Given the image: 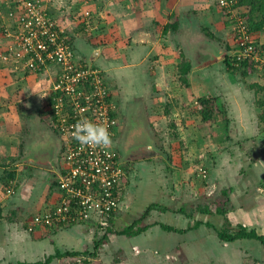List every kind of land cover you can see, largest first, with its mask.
I'll return each instance as SVG.
<instances>
[{
    "label": "crops",
    "instance_id": "1",
    "mask_svg": "<svg viewBox=\"0 0 264 264\" xmlns=\"http://www.w3.org/2000/svg\"><path fill=\"white\" fill-rule=\"evenodd\" d=\"M98 2V0H62L61 4L54 2L49 9L53 11L52 14L59 15L58 9L61 8L64 15L68 16L71 21L78 23L81 32L78 33L80 40L76 39L77 45L75 44L77 54L83 59L85 57L91 59V64L101 68L108 77L107 83L111 91V100L115 113L120 119L114 146L116 144L120 145L124 151L123 155L118 153L120 164L126 171L125 182H123L128 185L124 194L126 200L130 199V202L127 200V209L132 207L131 202L134 203V199H137L136 193L131 189L130 182L132 184V179H134L136 189H139V184H145L147 190L154 192V195H151L152 197L147 198L150 203L145 202L146 209H144V205H140L137 206V210L129 211L130 219L121 220L118 216L121 213H115L111 221V227L122 230L140 219L149 206L152 204L158 206L152 208L146 218L147 221L143 220L140 224V227L148 225L146 231L130 237L110 234L112 250L109 249L108 245H105L102 255L98 254L92 263L80 262L79 264H179L180 262H182L180 264H198L197 261H201V264H246L247 261H249V264H264V243L261 240L242 238L237 240V245L235 241L233 242L234 246H230L231 242L222 241L205 224L211 221L218 227L226 224L228 228H239L242 225L247 227L248 230L254 229L259 235L264 236V145H262V151L259 149L260 151L255 152L252 156L246 153L243 164L239 161L240 159L233 160L230 157L229 154L234 156L235 150L223 152L221 150L217 155L216 163L212 168V176L220 175V179H222L228 175L234 183L231 189L232 195H230L232 204L226 215L229 220L228 223L226 222L227 219L221 215L202 213L198 215L196 213L198 209L196 203L198 202L195 201L199 199L204 204L211 202L216 187L214 185L213 189L209 184V192L205 191V193L199 195L197 181H195L197 177H193L195 173L192 174L186 170L187 164L189 165L188 171H192V167L196 166L193 159L196 158L193 154L195 152L193 144L196 146V143H192L194 140L185 142L186 147H189L187 154L186 151H180L177 146H174L172 151L174 158L170 155L165 157L159 151H153L151 148L154 147L153 144L156 143L157 139L152 130L155 123L151 120L159 118V114L166 116L164 111L160 110L166 96H170L169 100L175 105L173 99L177 95L187 93L186 89L174 87V80L180 70L179 77L185 76L181 68L186 64L190 68L187 76L190 75L192 81H195V85L189 90L190 94L201 96L204 93V96H217L231 93L232 90L236 89L233 93L238 97L233 99H236L235 103L240 107H238L240 117L236 121L240 126L238 131L240 136L243 135L242 137L246 139H253L260 131L261 121L253 101L252 92L254 91L245 88L243 84L237 83L236 80H232L233 84L229 86L230 77L239 74V72L226 73L220 69L221 66L217 67L218 64L216 63V65L213 62L202 65L206 58L211 57V49L221 55L224 48L220 47L219 44H212L211 41L204 40L205 37L198 36L193 29L186 32L187 28L180 23L181 12L187 14V21L185 22H189V25L196 24V22L202 20L200 18L202 12L209 16V6L197 8L195 6L197 0H126L121 4V7L125 9L124 14L121 12L117 13L118 15L113 14L114 16L111 17L113 20L106 24L105 21H101L102 14L97 16L99 14L97 12L99 11L97 9ZM70 6H73L75 10H71ZM87 12L90 13V16L86 15ZM89 19L95 27L92 29L91 35L93 36L87 37L84 36L85 33H82V30L86 32V22ZM206 21L212 24L210 18L206 17ZM0 36L3 37L2 34ZM2 45L1 43L0 52L4 49ZM217 46L220 48H217ZM219 58L222 59L223 57L219 56L216 60ZM221 61L218 62L221 63ZM1 67H3V64L0 60V91L6 93L7 97L9 94L8 98H17L19 106H22L20 109H24L28 114L36 112L35 114L39 116L38 121L34 122L33 127L30 129L33 130V135L38 131V137L45 138L49 134V130L57 135L58 133L51 127L52 124L48 123L43 114L41 115V112L50 104L49 97L53 92L55 75L53 76L48 70L38 75L19 73V76L15 77L16 87H10L9 84L4 85L7 78L1 74ZM260 72L259 67L257 73L242 79L253 83L254 78L260 76ZM262 72V78L264 79V71ZM237 76L239 78V75ZM167 80H170V82L166 83ZM260 82L261 80L257 83ZM260 84H264V82ZM46 87H49L50 90H46ZM197 89H200L199 92H197ZM220 102H224V100L220 98ZM0 103L2 104V102ZM2 106L4 105H0V110L4 109ZM228 107L231 109L229 114L232 118L233 105L229 104ZM169 108L171 110V105H169ZM175 109L176 107L173 111ZM174 114L176 115L174 119L182 120L177 112H174ZM245 114L249 116L245 117ZM184 118L186 120L185 125H191L192 116L187 115ZM1 119L0 117V121ZM236 122L232 121L230 125L232 126ZM5 125L4 122H0L1 160L3 158L8 161L16 159V155L20 156L21 152H25V157L32 160V162L29 160L30 166H36V168L44 171L45 176H40L39 179L49 176V173L52 176L57 174L62 151L61 139H59L61 141L60 149L59 146L51 149L50 145L52 152L50 159L36 165L33 163V160L36 159L33 148L29 147L34 141V136L29 135V139H26L25 144L23 136L21 137L19 132L26 133L27 130H23V124L20 121L14 124L12 128H8L10 131L7 133H4ZM255 131L257 134L254 133ZM57 136L60 138L59 135ZM35 138L37 139V137ZM259 139L255 143L262 141V144H264V140ZM206 147L207 145H205ZM144 148H148L147 150L152 152L146 155L147 152ZM169 158L172 159V164L167 163ZM256 158H258L257 161ZM135 161H138L136 166ZM46 164L48 167L45 168L43 165ZM237 164L238 166H236ZM0 167L8 169V165L4 166L3 163H0ZM41 170H32L31 173H34L33 175L39 173L38 175H40ZM186 175H188V179L185 178ZM52 176L51 178H53ZM231 176L233 177L231 178ZM210 179L212 178L210 177ZM38 180L22 186L21 194L18 192L15 195L16 198L13 197L14 200L11 202L13 204L10 209L19 210L20 219L8 222L5 217L0 218V263L37 262L45 260L49 256H55L58 252L65 254L67 250L62 247L68 248L67 241L72 242L73 245L70 246H75L74 243L77 244L75 242L76 238L88 236L84 234V228L80 226L70 227L65 232L62 231V228L56 227L53 229L44 225L39 226L35 231H29L24 227L35 214L51 209L50 205L54 204L60 197L59 189L55 185L54 188H51L54 191V197L51 200L49 199L46 204L41 205L40 208L38 207L39 209L36 208L38 201L35 204L36 206L28 203L26 197L23 196V192L27 193L28 196L30 195V197H34L37 193ZM54 180L57 181V178L54 177ZM2 181L5 182V179H1L0 182ZM186 181L187 183H185ZM222 181L224 180L220 182ZM50 185L47 181L46 188H49ZM1 187H3V184ZM157 191L160 192V195L164 194L167 203L171 202L176 206H171L175 208L174 212L172 211L174 215H168L166 221H163L160 216H151L156 215L158 212L159 214L160 212H167L162 211L159 206L169 207L167 203H163L165 199H161L159 195L163 202L155 200ZM139 192L141 193V189ZM7 199H12V197L7 196ZM7 199L4 196L0 199V210L4 216L10 212L5 210L7 209L5 205H8ZM182 209L184 211H181ZM192 215L196 220L191 219ZM198 220H202L204 225L197 228L194 233L191 231L192 229L185 233L169 232L164 230L161 225L166 224L177 229H187ZM71 228L73 229L69 231ZM60 232L65 233L66 242L60 236ZM77 232H80L82 237ZM185 235H190V238H185ZM200 235L207 236L208 245L210 243L209 248L218 242L217 245L221 252L213 254L212 249H207V251L211 250L208 256L207 251L200 250L197 246ZM257 241L261 242L258 248L251 249L252 246H256ZM107 247L108 253H105ZM86 249H83V251ZM68 251L73 250L70 248ZM74 251L80 252L81 249L74 248ZM229 251L233 253H229ZM226 254L227 257H225ZM65 258L56 257L50 264H63ZM83 258L90 257L83 256Z\"/></svg>",
    "mask_w": 264,
    "mask_h": 264
},
{
    "label": "rangeland",
    "instance_id": "2",
    "mask_svg": "<svg viewBox=\"0 0 264 264\" xmlns=\"http://www.w3.org/2000/svg\"><path fill=\"white\" fill-rule=\"evenodd\" d=\"M43 1V7H44V11L50 16H53L56 18L58 24L62 27V28H66V30H70V33L73 34V38H72V43H73V47H76V39L79 41L80 36L78 33L81 32L78 23H76L75 21H71L70 18L66 15H64L63 12H61V8L58 9L59 15H56L55 13L52 14L53 11H51L49 8H51L50 6L54 3H62V0H42ZM54 1V2H53ZM99 4L97 9H99V15L102 14V19L101 21H105L106 24H108L110 21H112L113 19L111 17H113V14H117L119 12L123 13L125 12L124 7H121V4H123V2H125L126 0H98ZM226 1V0H197V3L195 4V6L197 8H202V6H209V16H207L204 12L201 13L200 11V18L202 19L199 22H196V24H191L189 25V22H185L186 20V16L187 14H183L182 12L180 13V23L186 27L187 29L185 30L186 32H189L193 29L194 33L197 34L198 36L201 37H205L204 40H208L211 41L210 43L212 44H219L220 47L224 48L221 55L220 53H215L214 49H211L210 53H211V57L210 58H206L205 62L202 64L204 65L205 63L211 64L213 63H217L218 66H221V70L224 71L225 70V64L220 60H222L227 54H226V46L230 45V46H236V44L238 42H240L242 40V35L243 33H248L247 29L245 27L244 21L240 18L242 17L240 15V11L239 9L236 10H229L230 15H226L224 12V7L222 6V2ZM46 2V3H45ZM12 0H0V34L4 35L6 27H11L12 24L14 22L17 21L18 19V14L17 12L13 9L12 6ZM53 6V5H52ZM61 7V6H60ZM71 10H75V8L73 6H70ZM50 10V11H49ZM198 12V11H197ZM196 12V13H197ZM118 15V14H117ZM71 16V15H70ZM96 16V15H95ZM58 17V18H57ZM206 17L210 18L212 20V24H209L206 21ZM172 24V23H171ZM11 25V26H10ZM14 25V24H13ZM92 25V26H90ZM106 26V25H105ZM192 26V27H191ZM95 26L90 23L88 26L86 24V32H84L82 30V33H85L84 36H93L92 34V29ZM191 27V28H190ZM78 28V31H77ZM121 31V30H120ZM74 34H76V36H74ZM248 40H253L256 41L258 46H261V72L259 73L260 76H256L254 78V82L251 83L250 81H244L242 78H244V76H242L241 73L237 74L239 75V78L237 75H232V79L230 77V82H229V86H231V84H233L232 80H236L237 83L243 84L245 86V88L250 89V86L253 84H256L258 81L261 80L260 83L264 82V79L262 78V71H264V30L263 31H258V32H252V33H248L247 37ZM1 42L2 43V48L5 45V39L3 37L0 36ZM203 40V42H204ZM76 44V45H75ZM216 46V45H215ZM219 46H217V48H220ZM78 48V47H77ZM215 48V47H213ZM93 50H95L94 48H92ZM97 50V49H96ZM91 52V50H90ZM223 57L222 59H217V57ZM87 58V59H85ZM85 62H90L91 63V59H89L88 57H85ZM216 64V65H217ZM15 65H3V67H1L2 69V73L6 78L7 81L5 82L4 85H8L10 87H16L15 86V82L16 76H19V73H27V74H35L38 75L40 73H43V71L41 72H34V71H30V70H26V69H15L14 68ZM104 80L106 82H108V77L106 75V72H104L103 70H101V68H99ZM180 69V68H179ZM182 69V68H181ZM53 76H54V72L53 70H48ZM225 72V71H224ZM181 70L180 72L177 73V78L174 80L175 84L174 87H181L183 89H186L187 93H184L182 95H177L175 99H173V102H175L176 104L173 105V103H171L172 101L169 100L170 96H166V100L163 101L162 105H161V111H164V114L167 116L164 117L163 114H159V118H156L153 121L155 124L154 126H152V130H153V134L156 135V143L153 144L154 147H151L153 151H159L160 153H162L165 157H167L168 155H170V157L174 158V155L172 153V151L174 150V146H177L178 149H180V151H186L185 153L187 154V152L189 151V147H186L187 144L185 143L186 141H190V140H194L192 143H196L193 144V148L195 149V152L193 153L196 158L194 159V165L192 167V171H188V167L189 165L187 164V172L189 173H195V175L193 177H197V179L195 181H197V187H198V194H203L206 192H209V186L211 185L214 189V185H215V189H214V193L211 197V204H212V209L213 211L215 210V203L214 202H219L221 200H224L225 197L223 196V191L224 190H228L229 191V197L230 195H232V191L231 189L233 188V181H231V179L229 178L230 176L226 175L227 177H224L222 179H220V175L219 176H212V168L214 167L213 165H215L216 163V159H217V155H219V151L222 150L223 151H228V150H232L234 151V156L229 154L230 157L233 160L236 159H240L239 161H241V163L243 164V161L245 160V156L246 153H249L250 156H252L253 154H255V152H259L260 150L262 151V141L261 142H256L258 141V138L264 140V124L263 122L260 123V131L258 132V134L256 133V131L254 133H256L257 135H255L253 139H246L245 137H242L243 135L240 136L239 131V123L236 122L239 119V111L238 109L240 108L239 106L236 105L235 100L233 98H237L238 95H235L233 92L236 90H232L233 92L231 93H225V94H220L217 95L216 97L218 98L217 102H218V107L220 109V113L218 115H216V120L213 122H204L202 117L200 116L198 110L202 109V105L199 102V99L204 97V93L200 96L197 95H193L189 93V90H191L190 88H192L195 85V81H192V77L189 75H185V78L187 80V82L181 80L180 76ZM226 73H228L226 71ZM170 82V80H167L166 83ZM174 82L172 81V84ZM259 83V84H260ZM47 84V83H46ZM239 84V85H240ZM168 85V84H166ZM225 85V84H224ZM264 85V84H263ZM169 86V85H168ZM7 87V86H6ZM197 87V86H196ZM48 88V89H47ZM232 89V88H230ZM46 90H50L49 87H46ZM200 89H197V92H199ZM254 91V90H253ZM6 93L0 91V102H2V104L0 103V105H4L2 106L4 109L0 110V117L2 118L0 122H4L5 125V129H4V133H7L8 128H12L14 124H16L17 122H21L23 124L22 128L23 130H27V132H19V135L22 137L23 136V142H25L26 144V139H29V135H33V130H30L33 127V123L38 121V117L37 114L30 112L29 114L27 112L24 111V109H20L22 108V106H19V103L17 102V98H8L5 95ZM254 98V104H255V109L257 107V113L259 115V120H260V116L261 114L264 113V108L262 106L259 105V101H260V97L256 94V92H252ZM214 96V95H213ZM236 96V97H235ZM12 97V96H10ZM220 98L224 100V102H220ZM232 104V114L231 116H233L232 118L230 117V108L228 107L229 104ZM169 105H171V110L169 108ZM114 106V105H113ZM52 104H49V106H47L42 112L41 115L43 114V116L46 117V120L48 121L49 124H52V129H54V125L52 123ZM176 107V109L173 111V109ZM239 107V108H238ZM1 109V108H0ZM197 111V112H196ZM174 112L178 113L179 116L181 117L180 119H182L181 121L178 119H174L176 118ZM223 114H222V113ZM247 112V111H246ZM187 115H191V125L186 126V120L184 118V116ZM248 114H245V117H248ZM21 118V119H20ZM189 120V119H187ZM50 121V122H49ZM236 122V124H232V126L230 125L231 122ZM19 129V128H18ZM119 129V127H118ZM256 130V129H255ZM254 131V130H253ZM59 135V134H57ZM56 134H54L52 131L49 130V134H47V137L43 138V137H38V131L37 133H35V135H33V143L29 146L30 148H33L34 151V156H44L46 158V161L48 159H50V155L52 154L51 150H50V145H51V149L59 146L60 149V141ZM60 136V135H59ZM258 136V137H257ZM37 137V139L35 138ZM194 137V138H193ZM193 138V139H192ZM259 139V140H260ZM184 140V141H183ZM44 144H43V143ZM7 144V143H6ZM191 144V143H190ZM205 145H207V147L205 148ZM116 150L123 155V148L120 145L115 146ZM35 149V150H34ZM122 149V150H121ZM260 149V150H259ZM214 150V152L212 153V151ZM32 151V152H33ZM218 151V152H217ZM238 151H241L240 153ZM145 152L146 155H148L149 152L152 151H148L146 150ZM237 152V153H236ZM4 154V153H1ZM151 154V153H150ZM203 154V155H201ZM25 152H21L20 156L16 155V159L13 160H7V159H0V163L4 166L8 165V169L9 170H14L16 172L15 174V178L14 180H11V187H9V190L12 191H7L6 188H8L9 185H7V180L8 178H4L6 181L5 182H0V199L7 196H11L12 199H7L6 201L8 202L7 206V211H11L10 207L12 206L13 203L12 200H14L13 197H15V195L19 192L21 194V190H22V186H25L26 184H31L30 182L38 180L40 176L44 177L45 174H43L44 171H42L39 168L30 166V162L28 159V157H25ZM244 156V157H243ZM258 158H256L257 161ZM22 161V162H20ZM32 162V160H30ZM19 162V163H18ZM33 163L38 165L39 162L36 163L35 159L33 160ZM168 164H172V159L169 158ZM240 163V162H239ZM138 164V161H135V166ZM2 166V165H1ZM45 168L48 167L47 164L43 165ZM238 166V164L236 165ZM200 167H206L208 169L209 172V176L207 178H203L201 176L198 175V172L200 173ZM4 169H6V167H0V181L1 179L3 180L4 174H6V171H4ZM138 169V168H137ZM42 171V173L40 175H33L34 173H31V171ZM3 176V177H1ZM51 173H49V176L47 175V177L45 178H40L38 181V188L36 189V194L34 197H30V195L28 196L27 193L23 192V196L26 197L27 202L35 205L36 202L37 203V207L36 208H40L41 205L46 204V202L50 199H52L54 197V194L51 190V188H54L55 185H57V181L54 180L53 178L55 177L58 178V175L56 174L55 176H52L53 178H51ZM49 177V178H48ZM210 177L212 179H210ZM233 176H231L232 178ZM239 177V175H238ZM185 178L188 179V175L185 176ZM217 178V179H216ZM237 179V178H236ZM134 181V179H132ZM183 180V177H182ZM221 180H224L222 182H220ZM47 181L51 184L49 186V188H46V183ZM132 181V184L130 182L131 185V189L133 192L136 193L137 195V199H134V203L131 202V206L129 209H127L125 206L128 204V202H130V199H127L128 202H125V204L123 205V209L119 210L118 213H121L120 215V219H126L129 218L130 219V215H129V211L132 210H137V206L140 205H144V209H146V204L150 203V200H147V198L149 199L150 197H152L151 195H154V192L151 190H147V187H145V184H139L138 188L136 189V184H134L135 182ZM237 181V180H236ZM125 182V180H124ZM123 182L122 186L126 187L128 185H126ZM184 182V181H183ZM187 183V181L185 182ZM237 183H239L237 181ZM3 184V187H1V185ZM210 184V185H209ZM58 187V186H57ZM12 188V189H11ZM152 188V187H151ZM225 188V189H224ZM59 192H60V197L58 200H56L54 202V204L50 205V208H55L56 206L59 205L60 203V199L62 197L60 188ZM141 189V193L139 192V190ZM50 192H52V194H50ZM156 201L158 202H163V200L161 199H165L163 203H167V200L164 196V194L160 195V192L157 191L156 192ZM7 195V196H6ZM50 195V196H49ZM161 197V199L159 198V196ZM10 198V197H8ZM16 198V197H15ZM11 200V201H10ZM203 201V200H202ZM32 202V203H31ZM198 202L196 204H198V209H197V214L199 215L201 212L200 207L203 208V206H205L207 203H201L200 200L198 199ZM232 202H230L229 206H231ZM167 205L169 206V208L172 207H176L174 206L171 202H168ZM36 206V205H35ZM172 206V207H171ZM38 208V209H39ZM132 208V209H131ZM181 208V207H180ZM230 208V207H229ZM175 210V208H172ZM178 209V208H177ZM178 211V210H177ZM174 212V211H173ZM172 211H167V212H159L156 215H151L152 217H159L163 220L166 221L167 220V216L168 215H174ZM45 212L42 213H38V215L44 214ZM146 218V217H145ZM194 218V215H192L191 219ZM196 220V218H194ZM31 220V219H30ZM30 220L28 221L29 224L31 223ZM193 220V221H195ZM144 221L146 222L147 219H144ZM101 217L99 216L98 213H95V211H92L91 213H89V215L87 217H85L84 219L79 220V222L75 223V226H80L84 228V234L88 235L85 238H76L74 245L75 246H70L73 245L71 241H67V247H62L63 249H66L68 251V249L73 250L74 248L77 249H81L80 253V257L83 258V252H93L95 250V241L96 240H100L101 238L104 237V235L107 233V230L109 227H111V223L108 222V225H104L101 224ZM73 225V226H72ZM41 226V225H39ZM39 226H37L34 231L39 228ZM45 226V225H44ZM51 226V227H49ZM49 228H62V231H68V228L70 227H74V224H71L70 222L66 221L65 224H55V225H49ZM120 228V227H119ZM209 228V227H208ZM228 228V226H227ZM73 228L69 229V231H71ZM229 230H233L236 228H228ZM82 230V229H81ZM191 231H193V233L196 231V229H192ZM211 231H213V233L217 236L216 232H214L213 229H211ZM61 233L60 232V236L63 237L64 241L66 242V237L64 236L65 233ZM79 236L82 237V234L80 232ZM83 233V232H82ZM87 233V234H86ZM110 235V234H109ZM190 235H185L184 237L187 238ZM192 236V235H191ZM200 239L198 240V244L197 246L199 247L200 250L206 252L207 249H212L213 254H219L221 252L220 248L218 247V242L216 244H213L210 246V248L208 247L210 245H208V238L206 235H200ZM218 237V236H217ZM190 238V237H189ZM219 238V237H218ZM111 239L109 238V240L104 243L101 248L98 251V254L102 255L103 253V249L105 248V245H108L109 249L112 250L113 247L111 246ZM235 242V241H234ZM241 243L243 241H240ZM236 245L238 244V241L236 240ZM261 242L256 243V246H252L253 248L251 249H256L258 248V246L260 245ZM79 246V247H76ZM230 246H234L233 242H231ZM229 246V247H230ZM82 247V248H81ZM89 251H87V249ZM108 247L105 251V253H108ZM83 249H86L85 251H83ZM211 251V250H210ZM210 251H207V255H210ZM211 252V253H212ZM226 252V251H225ZM254 252V251H253ZM199 253H201V251H199ZM229 253H233L230 252ZM66 257V258H65ZM88 257V256H86ZM225 257H227V254L225 255ZM59 258H65L63 264H69L68 260L70 259V257L67 256H62ZM222 258L224 259V257L222 256ZM182 261V260H179ZM1 262V261H0ZM4 262V261H3ZM7 262V260H6ZM253 262V261H252ZM182 263V262H180ZM179 263V264H180ZM198 264H201V261H197ZM0 264H4V263H0ZM6 264H10L9 262ZM246 264H249V261L246 262ZM253 264V263H252Z\"/></svg>",
    "mask_w": 264,
    "mask_h": 264
},
{
    "label": "built area",
    "instance_id": "3",
    "mask_svg": "<svg viewBox=\"0 0 264 264\" xmlns=\"http://www.w3.org/2000/svg\"><path fill=\"white\" fill-rule=\"evenodd\" d=\"M11 4L18 19L14 25L6 27L0 60L3 65H15L17 70H53L52 123L62 140L57 171V186L62 194L60 203L34 216L29 230L39 225H62L66 221L72 224L92 211L99 214L100 223L106 226L127 202L126 187L122 186L126 171L114 146L120 119L115 113L108 83L99 68L77 54L73 34L44 11L42 0H12ZM222 5L228 2L223 1ZM90 23L89 19L87 26ZM246 37L245 32L239 42L245 44V49L239 53V58L250 56L256 50L253 41ZM81 118L106 126L111 144L107 148H93L76 141L72 131ZM200 168L198 175L207 178L208 169Z\"/></svg>",
    "mask_w": 264,
    "mask_h": 264
},
{
    "label": "trees",
    "instance_id": "4",
    "mask_svg": "<svg viewBox=\"0 0 264 264\" xmlns=\"http://www.w3.org/2000/svg\"><path fill=\"white\" fill-rule=\"evenodd\" d=\"M226 1L228 2V5H226V6L222 5L224 7L225 14L229 16L231 13V12H229V10L239 9L240 15L242 16L240 18L244 21V24H245V27H246L248 33L258 32V31L264 30V0H226ZM248 33H247V35H248ZM2 36L4 38V35H2ZM253 46L255 47L256 50L254 52H252V54L250 56L239 58V53L245 49V44L238 42L236 44V46H233V47L228 45L226 47V51H227L226 54L227 55L222 59V62L225 64V70L224 71L225 72L227 71L229 73L239 72L244 77L249 76V75L254 74V73H257L259 67L263 66L260 64L261 63L260 62L261 61L260 55H261L262 50H261V46H258L256 41H253ZM189 71H190V68H189L188 64H186L184 67H182V73L183 74L187 75V73H189ZM181 80L187 82L185 76H183V75L181 76ZM250 89L254 90L256 92V94L260 97L259 105L264 108V85L256 83V84L251 85ZM53 94H54V91L52 92V94L49 97L50 104L53 103V101L51 100L53 98ZM217 100H218V98L216 96H213V95L204 96V97L199 99V102L202 105V109H199L198 112H199L200 116L202 117V119L205 123L206 122L210 123V122L215 121L216 115H218L220 113V109L218 107ZM260 121L263 122V124H264V113L261 114ZM15 174H16V172L14 170L6 169V174H4L3 178H6V177L8 178L7 185H9V186H8V188H6L7 191L10 189L9 187L12 186L10 183H11V180H14ZM9 191H12V190H9ZM223 196L225 197L224 200H221L218 203L214 202L215 206H216L214 211L212 210L211 202H207V204L203 208H200L199 211L202 214L219 215V216L221 215L225 219H227L226 215L230 210L229 204L231 202V198L229 197V191L224 190ZM157 206H158L157 204H152L151 206H149L148 210L142 215V217L140 219L134 221L133 224H130L128 227H126L122 230H116L113 227H109L107 230V233L104 235V237L101 238L100 240L95 241V250L93 252H86L85 251L83 253V256H88L90 258L84 259V258L80 257V259H79V255H80L79 252L67 251L65 254H60L58 252L57 254H55V256H49L45 260H40L37 262H18L16 264H50L54 258L62 257V256L70 257V259L68 260L69 264H79L80 262L92 263L93 259H95L97 257L98 251L101 248V246L109 240V234L127 235L130 237V236H137V235L141 234L143 231H146V228L148 227V225L140 227V224L142 223V221L144 219L147 218V216L150 213V210L152 208H156ZM159 208L162 211H168V210L174 211V209L166 207V206H162V205L159 206ZM18 211L19 210H11L9 212V214L4 216L2 214V211L0 210V218L5 217V219L8 222L17 221L20 219ZM47 211H45V212H47ZM181 211H184V210L182 209ZM36 215L37 214H35L34 216H36ZM34 216L31 218L30 222L33 220ZM113 217H114V215L109 220V223H111ZM227 221H229V220L227 219L226 222ZM27 223L28 224L24 225V227L27 228V230H29L31 223L30 224H29V222H27ZM75 223H77V222H73L72 224H74V226H75L76 225ZM205 224L210 229H213L216 232L217 236L222 241H225V242H234V241H236L238 239H242V238H255V239L261 240L264 243V236L259 235L254 229L248 230L247 227H244L242 225H240L239 228L229 230L227 228L226 224L222 225L221 227L214 225L211 221H208ZM161 225H162V228L166 231L185 233L191 229L199 228L201 225H204V222L202 220H198L197 222H195V224L193 226H191L187 229H177L173 226L166 225V224H161ZM10 264H14V263H10Z\"/></svg>",
    "mask_w": 264,
    "mask_h": 264
},
{
    "label": "clouds",
    "instance_id": "5",
    "mask_svg": "<svg viewBox=\"0 0 264 264\" xmlns=\"http://www.w3.org/2000/svg\"><path fill=\"white\" fill-rule=\"evenodd\" d=\"M72 137L81 144L93 148H107L111 144V134L107 127L81 118L74 126Z\"/></svg>",
    "mask_w": 264,
    "mask_h": 264
},
{
    "label": "water",
    "instance_id": "6",
    "mask_svg": "<svg viewBox=\"0 0 264 264\" xmlns=\"http://www.w3.org/2000/svg\"><path fill=\"white\" fill-rule=\"evenodd\" d=\"M148 148H144V150H147ZM40 159V160H39ZM46 160V158L42 155V156H36V159H35V161L36 162H39V163H41L42 161H45Z\"/></svg>",
    "mask_w": 264,
    "mask_h": 264
}]
</instances>
